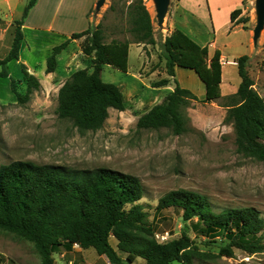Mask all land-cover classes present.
<instances>
[{"label": "trees", "instance_id": "trees-1", "mask_svg": "<svg viewBox=\"0 0 264 264\" xmlns=\"http://www.w3.org/2000/svg\"><path fill=\"white\" fill-rule=\"evenodd\" d=\"M37 0H28L23 16L14 22V39L10 51L0 58V79L10 77L9 62L19 60L24 38L22 25ZM246 6V1H243ZM113 10L114 7L110 6ZM123 12V11H122ZM242 12L235 9L231 19ZM124 15L131 39L106 40L103 23L82 32L53 48L47 58L46 72L57 68V56L72 39L84 38L83 53L91 58L88 67L75 70L58 92L56 112L82 131H97L104 127L110 109L123 111L126 99L120 87L104 82V65L127 72L131 43L155 45V27L144 0H130ZM249 29L250 17H241ZM168 78L152 84L159 88L173 80L175 87L162 102L143 112L137 120L138 129L167 128L174 134L187 131L185 115L192 101L200 100L189 88L181 86L176 68L193 70L205 85L202 102H216L224 98L226 123L232 124L237 151L264 161V97L254 87L249 71L251 57L237 59L241 82L236 93L222 96L221 53L210 57L208 46H202L180 29H174L162 41ZM27 92L17 89L11 80V90L19 103L41 88L39 79L22 64ZM11 78V77H10ZM144 188L140 179L111 168L68 169L60 166L16 160L0 165V230L8 231L33 242L42 257V264H54V254L75 243L92 244L111 264H131L138 257L146 264H195L208 260L211 254L200 249L196 239L204 236L208 242L218 235L226 238L220 254L233 257L235 249L254 254L264 251L262 243L264 218L253 207L214 209L207 195L189 189L171 190L157 204L156 213L174 207L181 211L184 221H190L199 235L192 238L184 229L177 238L161 242L143 203ZM112 239L116 240L113 245Z\"/></svg>", "mask_w": 264, "mask_h": 264}, {"label": "rangeland", "instance_id": "rangeland-1", "mask_svg": "<svg viewBox=\"0 0 264 264\" xmlns=\"http://www.w3.org/2000/svg\"><path fill=\"white\" fill-rule=\"evenodd\" d=\"M151 1L144 0L153 18L157 43L143 46L141 57H138L136 46L131 47L128 73L108 66L103 69V81L120 87L127 106L123 111L110 109L104 127L97 131L79 130L70 120L58 116V92L70 75L60 79L45 77L42 68L47 66V59L44 57L48 58L52 50L30 43V50L23 53L31 61L34 73L43 79L41 88L25 103H19L11 90L14 79L18 81V91L27 92L26 80L19 81L24 76L22 66L15 60L9 63L11 78L0 79V165L23 160L76 170L106 167L134 175L143 185L141 203L157 233H170L165 241L179 237L184 229L192 238L199 235L190 221L183 220L178 209L170 207L156 213L159 199L171 190L189 189L205 194L216 210L253 207L264 218V161L237 151L234 128L225 121L224 98L216 102L200 101L205 97V86L198 77L182 74L179 78L182 82L178 80L183 87L190 85L188 88L200 99L192 101L184 110L188 119L186 132L177 135L167 128H137L138 117L162 102L171 91L152 87L154 82L169 76L161 52L167 27L165 21L161 24L157 17L156 0L153 4ZM175 1H169L168 9ZM257 1H246L253 33L257 25ZM98 3L99 0L91 9L90 25L103 23L107 41L131 39L125 31L124 15L130 0H105L100 6ZM55 10L52 9L51 15ZM27 37L30 38L28 34ZM82 41L76 49L71 46L61 51L58 73H67L68 69V72H74L84 66L85 63L78 59L65 68L67 56L74 50H82ZM40 60L42 65L34 67V62ZM249 71L255 81L254 87L264 97V50L251 57ZM152 73L155 74L152 76ZM236 75L240 78L239 73ZM171 85L174 88L175 82ZM196 241L200 249L211 254V258L196 260L195 264H264V251L249 254L235 249L233 257L221 255L220 247L227 241L221 235L213 242H208L204 236ZM145 263V259L138 257L131 264ZM0 264H42V257L33 242L0 230ZM171 264L182 263L174 261Z\"/></svg>", "mask_w": 264, "mask_h": 264}, {"label": "crops", "instance_id": "crops-1", "mask_svg": "<svg viewBox=\"0 0 264 264\" xmlns=\"http://www.w3.org/2000/svg\"><path fill=\"white\" fill-rule=\"evenodd\" d=\"M97 1L37 0L24 19L22 25L24 38L20 50V57L19 60L15 61L19 62L21 66L24 64L30 74L35 75L40 82H43V79L36 72L34 73L28 56H24L23 53L26 50H30V43L38 46L44 45L47 47L46 50L53 51V48L58 46L59 43L70 39L73 33L88 29L92 23L91 9L97 6ZM243 1L176 0L173 6L167 10L164 18L167 27V33L164 38L174 29H180L200 45L208 46L210 57L216 51L221 53L220 61L223 70L221 83L222 96L234 94L238 90L241 77L238 78L236 75L239 73L237 59L243 55L252 57L264 50V32L262 31L263 33L261 32L260 37L256 40L253 31L250 28L245 29L244 23L239 20L241 17L251 16L248 6H243ZM245 1L251 2L252 0ZM27 2L28 0H0V58H4L10 51L14 39V22L23 16ZM237 8H242V12L235 20H232L231 14ZM52 9L56 10L51 15ZM60 9L63 10L58 15ZM27 34L30 37L29 39H27ZM82 39L84 38L72 39L66 49H69L71 46H74L76 49L79 47V42ZM132 46H136L138 57H141L143 46L146 45L131 43L129 56ZM62 54L63 52H60L57 56L58 63ZM46 57H44V60L47 59ZM78 59L85 64L76 70L88 67L91 63V58L86 56L79 48L78 52L74 50L67 56L65 68L68 69V66ZM163 61L165 63L164 57ZM33 65L34 67H38L42 65V61H36ZM107 66L111 67L110 65H104L103 69ZM46 67L44 66L42 71L47 78L55 77V79H60L61 76L71 75L72 73V70L68 72L69 69L67 73H58V64L56 70L51 73L46 72ZM182 69L181 67L176 68L177 78L180 82H182L179 79L182 74L187 76L192 75L197 79L198 76L193 70L185 71ZM154 74L152 73V76ZM22 79H24V76ZM172 81L168 86L159 87L158 89L165 90L169 88L173 90L174 88L171 85ZM188 87L190 88L191 86L189 85ZM112 243L116 245L117 242L115 239H112ZM54 258V264H111L108 257L100 254L92 244H77L70 248H61Z\"/></svg>", "mask_w": 264, "mask_h": 264}, {"label": "water", "instance_id": "water-1", "mask_svg": "<svg viewBox=\"0 0 264 264\" xmlns=\"http://www.w3.org/2000/svg\"><path fill=\"white\" fill-rule=\"evenodd\" d=\"M105 0H99L98 5L104 3ZM170 0H156L157 2V17L160 19L161 24L164 22L165 15L168 10ZM264 29V0L257 1V25L254 28V36L257 40L260 35L261 31Z\"/></svg>", "mask_w": 264, "mask_h": 264}, {"label": "built area", "instance_id": "built-area-1", "mask_svg": "<svg viewBox=\"0 0 264 264\" xmlns=\"http://www.w3.org/2000/svg\"><path fill=\"white\" fill-rule=\"evenodd\" d=\"M170 236V233L166 231L165 233H157L156 237L159 239L161 242H165ZM78 243H75L74 245H77Z\"/></svg>", "mask_w": 264, "mask_h": 264}, {"label": "bare ground", "instance_id": "bare-ground-1", "mask_svg": "<svg viewBox=\"0 0 264 264\" xmlns=\"http://www.w3.org/2000/svg\"><path fill=\"white\" fill-rule=\"evenodd\" d=\"M154 2H153V0L151 1V4H153Z\"/></svg>", "mask_w": 264, "mask_h": 264}]
</instances>
